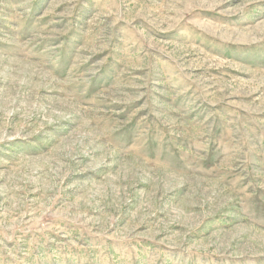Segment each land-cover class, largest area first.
<instances>
[{"label": "rangeland", "instance_id": "1", "mask_svg": "<svg viewBox=\"0 0 264 264\" xmlns=\"http://www.w3.org/2000/svg\"><path fill=\"white\" fill-rule=\"evenodd\" d=\"M0 264H264V0H0Z\"/></svg>", "mask_w": 264, "mask_h": 264}]
</instances>
